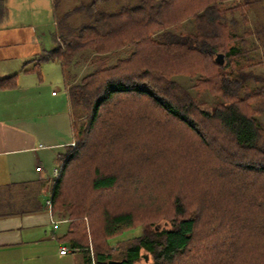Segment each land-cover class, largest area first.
<instances>
[{
	"label": "trees",
	"instance_id": "16d2710c",
	"mask_svg": "<svg viewBox=\"0 0 264 264\" xmlns=\"http://www.w3.org/2000/svg\"><path fill=\"white\" fill-rule=\"evenodd\" d=\"M246 4L92 0L59 17L58 45L24 69L40 80L43 62L63 69L75 146L46 185L65 238L96 264H134L143 251L150 264H264V74L254 72L264 37L252 40ZM18 87L19 75L0 78V93ZM3 198L0 216L26 213L3 210Z\"/></svg>",
	"mask_w": 264,
	"mask_h": 264
},
{
	"label": "crops",
	"instance_id": "0c3cea01",
	"mask_svg": "<svg viewBox=\"0 0 264 264\" xmlns=\"http://www.w3.org/2000/svg\"><path fill=\"white\" fill-rule=\"evenodd\" d=\"M7 6L9 19L0 23V78L17 74L19 87L0 93V193L3 210L26 213L0 216V264H96L91 247H71L65 238L69 222L54 218L44 202L57 156L75 143L74 118L66 85L61 89L59 80L43 75L44 69L53 71L50 62L41 64L42 80L24 69L53 45L56 21L54 33L46 23L30 18L12 25L13 10ZM25 15L18 16L25 20ZM63 247L70 250L68 254H61Z\"/></svg>",
	"mask_w": 264,
	"mask_h": 264
},
{
	"label": "rangeland",
	"instance_id": "374dc122",
	"mask_svg": "<svg viewBox=\"0 0 264 264\" xmlns=\"http://www.w3.org/2000/svg\"><path fill=\"white\" fill-rule=\"evenodd\" d=\"M92 0H43V2H39L38 4H32V3H14L7 1V5H11L12 7V12H13V18L9 20V22L13 24H18L21 23L22 21L28 22L26 20L27 18H30L29 21H35V22H41V23H46L47 24V30L52 31L54 33L55 26H54V21H59V17L64 15L66 12H69L71 10H74L75 7H81L82 5L88 4ZM237 2H241L242 4L246 3V0H236ZM258 2V3H257ZM255 4H246L244 6V10L246 13L249 14L250 17V25L253 27L254 35L257 33V29L261 32V36L264 37V0H257L256 2H253ZM38 7V8H36ZM78 7V8H79ZM7 9L9 11V7L7 6ZM21 12H24L25 14V20L23 18H19V14ZM9 13V12H8ZM9 16V15H8ZM9 17L6 18V21H8ZM57 29V28H56ZM179 32H185L186 27H178L177 28ZM55 36V35H54ZM255 43L257 41V36L255 35L252 39ZM259 42V41H257ZM58 45L56 42V39L54 37L53 39V45L48 48V50H51L52 48H55ZM258 50L254 55L259 54L260 57H263L264 55V46L259 42L256 43ZM44 53V52H43ZM225 61V60H224ZM264 61V60H263ZM50 68H53V71H50L49 69H44L43 75L45 76L46 80H59V87L61 89H64V76H63V69H61L59 66H53V63H48ZM57 70V71H56ZM55 71V73H54ZM76 69L72 68L70 71H68L65 75L67 77H70L71 79H74L76 76ZM89 72V69L86 67V65L81 66L79 69V76L81 77L85 75L86 73ZM254 72L257 74H264V64L258 65L255 69ZM34 77H36L34 75ZM61 80V82H60ZM176 80L186 86V87H191L192 82L191 79L187 76H180L177 77ZM202 99L204 100L203 103V108L208 109L211 106V102L213 101L212 98L208 96H203ZM163 222L159 223L160 229L163 226ZM142 228H136L130 231L125 232L122 236L118 237L117 240H121L120 242L131 239L133 237H137L141 234ZM93 250V249H92ZM142 259L137 261L134 264H150L152 262V257L148 254V252L143 251L142 252ZM147 258V259H146Z\"/></svg>",
	"mask_w": 264,
	"mask_h": 264
},
{
	"label": "built area",
	"instance_id": "2783aa9c",
	"mask_svg": "<svg viewBox=\"0 0 264 264\" xmlns=\"http://www.w3.org/2000/svg\"><path fill=\"white\" fill-rule=\"evenodd\" d=\"M56 94V93H54ZM72 146L74 147L75 146V143L72 144ZM42 168L39 167L38 168V171H41ZM60 168L59 167H56L55 170L53 171V174H52V178L57 181L60 177ZM45 205L48 207V209L50 210L51 212V208H52V204H53V189H50V191L48 192L47 196L45 197ZM69 249L67 247H63L61 249V254L62 255H65V254H68L69 253Z\"/></svg>",
	"mask_w": 264,
	"mask_h": 264
},
{
	"label": "water",
	"instance_id": "95a60500",
	"mask_svg": "<svg viewBox=\"0 0 264 264\" xmlns=\"http://www.w3.org/2000/svg\"><path fill=\"white\" fill-rule=\"evenodd\" d=\"M224 60H225L224 54H218L216 56V60L215 61H216V63L218 65H222V64H224ZM120 263L121 262H119V261H109V264H120Z\"/></svg>",
	"mask_w": 264,
	"mask_h": 264
}]
</instances>
